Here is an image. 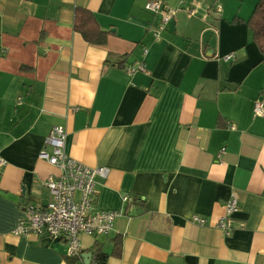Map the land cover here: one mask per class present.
Here are the masks:
<instances>
[{
  "label": "crops",
  "instance_id": "crops-1",
  "mask_svg": "<svg viewBox=\"0 0 264 264\" xmlns=\"http://www.w3.org/2000/svg\"><path fill=\"white\" fill-rule=\"evenodd\" d=\"M148 1L0 0V264H85L65 240L13 232L50 200L60 171L40 152L54 125L73 159L108 168L95 203L120 212L109 234H79L90 264L118 239L106 264H264V54L247 24L260 0H164L177 13L159 40ZM76 7L105 44L74 29Z\"/></svg>",
  "mask_w": 264,
  "mask_h": 264
},
{
  "label": "built area",
  "instance_id": "built-area-1",
  "mask_svg": "<svg viewBox=\"0 0 264 264\" xmlns=\"http://www.w3.org/2000/svg\"><path fill=\"white\" fill-rule=\"evenodd\" d=\"M146 9L158 17L154 36L161 38L162 32L173 18L177 10L166 4L164 0H149ZM222 6L217 4L216 11L220 12ZM234 54L230 53L224 58L230 60ZM136 70L146 71L144 64L138 67H128L130 73ZM255 117H264V101L258 99L254 103ZM231 129H235L232 124ZM66 130L62 125H54L46 139L45 147L40 157L59 169V175H50L45 184L50 193V200L46 204L30 203L25 209V215L18 221L13 230L16 235L34 234L48 237L52 240H65L67 254L82 258L84 252L79 234L85 232L90 235H107L114 227L116 218L120 215L116 210H104L95 203L97 192V178H105L108 168L105 166H88L73 159L66 151ZM48 147L51 149L49 150ZM226 151L222 148L220 155ZM5 159L0 156V167ZM133 200L130 194L123 195L124 202ZM224 215L218 221V227L225 235H230L234 227V215L240 210V203L236 194H232L224 202ZM193 221L205 224L206 221L198 215Z\"/></svg>",
  "mask_w": 264,
  "mask_h": 264
},
{
  "label": "trees",
  "instance_id": "trees-1",
  "mask_svg": "<svg viewBox=\"0 0 264 264\" xmlns=\"http://www.w3.org/2000/svg\"><path fill=\"white\" fill-rule=\"evenodd\" d=\"M247 24L253 32L254 41L264 54V0H260L257 3ZM73 27L90 43L103 45L108 41L109 33L100 28L94 13L88 8H75ZM121 66L123 65L121 64ZM95 255V264H106L110 255L120 257L122 255V241L119 239L116 240L111 254L98 248Z\"/></svg>",
  "mask_w": 264,
  "mask_h": 264
},
{
  "label": "water",
  "instance_id": "water-1",
  "mask_svg": "<svg viewBox=\"0 0 264 264\" xmlns=\"http://www.w3.org/2000/svg\"><path fill=\"white\" fill-rule=\"evenodd\" d=\"M82 257L84 259L85 264H90L91 263V258H92V253L91 252H83Z\"/></svg>",
  "mask_w": 264,
  "mask_h": 264
}]
</instances>
